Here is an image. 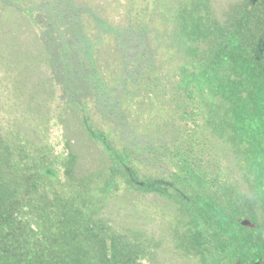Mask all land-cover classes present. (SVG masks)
<instances>
[{"label": "trees", "instance_id": "obj_1", "mask_svg": "<svg viewBox=\"0 0 264 264\" xmlns=\"http://www.w3.org/2000/svg\"><path fill=\"white\" fill-rule=\"evenodd\" d=\"M113 1L72 0L92 77L68 49H48L58 0H0V264H264L262 224L225 177L208 98L169 46L168 22L156 28L155 0L147 18L136 0H115L109 16ZM18 105L29 118L5 120ZM99 197L144 213L131 241L101 228ZM159 236L176 260L142 250Z\"/></svg>", "mask_w": 264, "mask_h": 264}, {"label": "rangeland", "instance_id": "obj_2", "mask_svg": "<svg viewBox=\"0 0 264 264\" xmlns=\"http://www.w3.org/2000/svg\"><path fill=\"white\" fill-rule=\"evenodd\" d=\"M58 1L59 10L52 16L53 23L49 26L50 31L56 30L58 39L52 48L48 45V49L54 50L60 58V51L68 49L72 64H76L72 67L83 69L80 73L84 76L87 68L94 69V66L90 58L83 61L81 43L89 39L81 38L80 14L76 10L80 13L82 10L72 0ZM136 1L143 17H149L151 0ZM153 5L156 28L162 30L168 22L167 31L172 39V45L169 46L179 50L182 59L185 52L188 61L183 66L189 65L188 70L193 73L194 81L203 90V98H208V109L212 110L209 133L217 135L219 159L225 177L235 194L241 190L245 199L250 200L253 216L256 215L264 230V0H155ZM100 6L105 10L112 7L107 2L106 6ZM117 12V4H114L113 12L106 14L112 16ZM97 22L103 21L100 19ZM59 42L61 46L57 47ZM87 46L92 47L90 44ZM92 71L93 77L96 71ZM173 75V78L166 80L168 86L180 81L179 76ZM84 82V87L93 90L90 85H94L92 81L84 78ZM8 99L0 98V108L6 106L4 102ZM21 108L22 105L14 107L12 115L6 116L5 120L16 122L18 118H29V115H20ZM4 127L0 120V132H3ZM71 132V137L75 138L72 145H75L80 136H76V131ZM228 144L235 148L234 159L228 160L225 155L229 152L226 147ZM90 206L96 214L102 215L101 228L112 230L113 238L118 241L122 237L130 240L131 235L127 233L135 227L140 228L137 218L144 217V213L140 217L134 216L128 209V203L122 202L120 205V201L109 202L101 197ZM118 206L120 210L114 211L113 208ZM151 214L153 218L156 216ZM153 218L152 222H155ZM131 220L133 223L128 226ZM149 226L148 229L157 233L164 230L162 224L149 223ZM159 237L161 240L158 245L156 242H147L143 249L139 246L140 241L133 245L155 255L158 251L157 255L163 259L171 257L173 261L176 260L172 251L167 252V246L171 247V236ZM262 238L261 245L264 248V233ZM39 244L43 246L45 241ZM18 262H21V258Z\"/></svg>", "mask_w": 264, "mask_h": 264}]
</instances>
